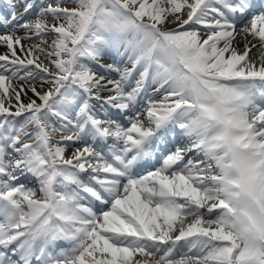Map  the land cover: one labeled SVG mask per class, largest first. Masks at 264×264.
Listing matches in <instances>:
<instances>
[{
  "label": "snow or ice",
  "instance_id": "6c2138e0",
  "mask_svg": "<svg viewBox=\"0 0 264 264\" xmlns=\"http://www.w3.org/2000/svg\"><path fill=\"white\" fill-rule=\"evenodd\" d=\"M2 4L0 264H264V0Z\"/></svg>",
  "mask_w": 264,
  "mask_h": 264
},
{
  "label": "bare ground",
  "instance_id": "6f19581e",
  "mask_svg": "<svg viewBox=\"0 0 264 264\" xmlns=\"http://www.w3.org/2000/svg\"><path fill=\"white\" fill-rule=\"evenodd\" d=\"M4 49L2 47H0V52H3ZM29 95H31V93H29Z\"/></svg>",
  "mask_w": 264,
  "mask_h": 264
}]
</instances>
